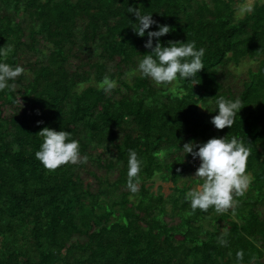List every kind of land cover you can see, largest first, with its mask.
Instances as JSON below:
<instances>
[{
    "label": "trees",
    "instance_id": "1",
    "mask_svg": "<svg viewBox=\"0 0 264 264\" xmlns=\"http://www.w3.org/2000/svg\"><path fill=\"white\" fill-rule=\"evenodd\" d=\"M244 1L0 0L5 62L25 68L0 91V264H264V2L237 17ZM128 7L172 29L164 46L205 48L198 84L172 92L133 71L156 25L138 36ZM243 61L257 65L237 76ZM105 75L116 88L100 86ZM219 96L242 100L232 127L212 123ZM45 127L71 132L87 163L47 169L35 156ZM233 135L250 150V187L234 214L193 211L185 197L201 161L180 149ZM129 149L144 161L135 194ZM156 177L172 184L167 197L151 191Z\"/></svg>",
    "mask_w": 264,
    "mask_h": 264
},
{
    "label": "clouds",
    "instance_id": "2",
    "mask_svg": "<svg viewBox=\"0 0 264 264\" xmlns=\"http://www.w3.org/2000/svg\"><path fill=\"white\" fill-rule=\"evenodd\" d=\"M253 10L249 3H241L236 6L235 15L239 17ZM127 11L136 16L137 22L133 24V29L140 37H144L146 30L156 25V30L147 31L144 45L145 48L151 49V52L141 55L138 66L133 71L138 72L143 78L150 79L157 87L162 86L172 92H176L177 85L184 80L192 85L198 84L195 78L204 69L205 48H198L194 40L169 41L167 46H164L160 38L172 31L168 25L159 24L153 19L151 12H142L140 8L128 7ZM12 51V45L6 44L0 47V91L14 89L15 84L10 82L15 81L25 72L22 65L13 66L5 62ZM100 86L105 91H110L117 87V81L105 75ZM215 102L217 105L215 111H218V114L212 118L214 126L217 129L232 127L242 109V100L239 97L233 99L219 96ZM38 123L42 122L38 121ZM38 135L43 137V142L35 156L47 169L55 170L62 165L87 163L89 157L81 154L80 142L70 138L71 132L45 127ZM228 137H214L199 145L187 142L180 149L186 155L191 154L193 158L198 157L201 161L195 176L198 180H202V183L191 188L185 197L190 201L193 211L200 209L207 212L210 208H214L217 213H223L231 209L234 214L238 204L234 196H243L254 179L251 172L247 171V160L250 155L248 146L235 135L230 139ZM197 147L198 151L194 150ZM128 151L126 187L135 194L140 188V173L144 161L135 149ZM218 240L221 245L228 244L223 234ZM236 256L237 261L242 262L244 251L239 250Z\"/></svg>",
    "mask_w": 264,
    "mask_h": 264
},
{
    "label": "rangeland",
    "instance_id": "3",
    "mask_svg": "<svg viewBox=\"0 0 264 264\" xmlns=\"http://www.w3.org/2000/svg\"><path fill=\"white\" fill-rule=\"evenodd\" d=\"M245 2H247V3H249L251 6H253V4H255V3H259V4H261V3H263L264 2V0H246V1H244L243 3H245ZM239 3H236V5H235V8H236V6L238 5ZM243 15H241V16H239V17H242ZM256 65H257V63L256 62H253V61H243L240 65H239V67H237V68H235L233 65L231 66V70H232V72L235 74V75H237V76H239V75H245L246 73H247V71L249 70V69H255V67H256ZM87 85H85V86H83V87H81V89H83V88H85ZM78 173H79V175H81L80 177L83 179V180H86V182L88 183V181L89 182H91V183H93V180L90 178V175H88L87 173H86V170L84 169V170H79L78 171ZM101 176H104L103 174H101V173H99ZM109 176V178H110V180H112V179H114V177H115V172H112L110 175H108ZM190 178L191 179H195V180H198L197 178H196V176H195V174H191L190 175ZM189 177H185L184 179H183V181L181 182V183H187L188 184V181H190L191 179H190ZM180 183V184H181ZM149 185H151V191L153 192V193H161L164 197H167L168 195H170L171 194V190H172V184L171 183H166V182H163V181H161L160 179H158V177H156L155 179H154V182H152V183H150ZM199 184L198 183H196V184H193L192 186H190V188H189V190L191 189V188H194V187H197ZM181 186V185H180ZM222 225H223V223H221Z\"/></svg>",
    "mask_w": 264,
    "mask_h": 264
},
{
    "label": "built area",
    "instance_id": "4",
    "mask_svg": "<svg viewBox=\"0 0 264 264\" xmlns=\"http://www.w3.org/2000/svg\"><path fill=\"white\" fill-rule=\"evenodd\" d=\"M197 161H199V159Z\"/></svg>",
    "mask_w": 264,
    "mask_h": 264
}]
</instances>
